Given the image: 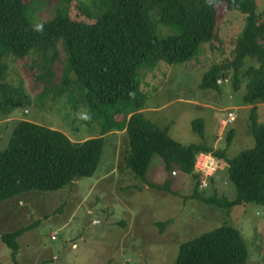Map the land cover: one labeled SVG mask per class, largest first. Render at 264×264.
I'll return each mask as SVG.
<instances>
[{
	"label": "trees",
	"instance_id": "16d2710c",
	"mask_svg": "<svg viewBox=\"0 0 264 264\" xmlns=\"http://www.w3.org/2000/svg\"><path fill=\"white\" fill-rule=\"evenodd\" d=\"M221 3L245 14V27L236 40L234 59L224 66H212L201 87L219 89L218 78H228L233 71L236 89L241 86V75L248 77L244 102L262 103L264 11L258 12L257 0H61L55 15L36 25L25 0H0V120L19 116V106L32 104L24 85L9 80L8 57L23 59L34 50L46 58L37 76L42 89L37 101L66 97L73 105L77 98L75 109L85 105L86 117L101 127L99 136L72 143L62 133L34 121L19 122L0 151V204L27 191H56L80 177L92 176L106 134L125 130V167L147 185L149 165L159 155L169 172L177 168L192 176L193 198L230 209L251 203L264 206V121L258 123L252 117L255 145L229 158L234 129L226 132L222 148L207 143L185 145L143 111L147 101L138 79L140 70L153 71L161 60L168 64L192 60L202 45L217 37ZM248 58L258 64L241 72ZM78 94L83 97L81 104ZM192 127L205 137L203 119L194 120ZM201 152L226 161L227 179L236 189L233 199L200 191L194 165ZM169 184L149 186L172 192ZM166 224H158L161 231ZM29 229L2 234L14 258L19 236ZM248 259V244L240 230L224 224L183 242L175 264H246Z\"/></svg>",
	"mask_w": 264,
	"mask_h": 264
},
{
	"label": "rangeland",
	"instance_id": "374dc122",
	"mask_svg": "<svg viewBox=\"0 0 264 264\" xmlns=\"http://www.w3.org/2000/svg\"><path fill=\"white\" fill-rule=\"evenodd\" d=\"M25 2L35 25L53 17L61 4V0ZM221 4L217 37L202 45L198 55L179 64L161 60L153 71L141 69L138 79L146 94L145 107L151 108L144 110L148 119L168 127L170 136L185 145L207 143L214 149L222 148L226 132L234 129L235 136L227 150V156L234 158L255 145L252 117L258 123L264 121V104L248 106L244 102L248 77L241 75V86L236 89L233 71L219 89L201 87L212 66H224L234 59L236 40L245 27V14ZM257 5L258 12L264 11V0H257ZM59 47L65 61L62 41ZM42 54L33 50L23 59L8 57L9 80L15 85L23 84L33 101L16 109H22L19 116L0 120V151L6 148L14 126L23 120L56 130L72 143L99 136L100 124L86 117L89 111L85 105L75 109L77 98L73 105L66 97L37 101L36 96L42 92L37 76L46 60ZM257 64L248 58L241 72ZM82 99L79 96L80 104ZM229 111H234L235 121L225 127L223 121ZM196 119L204 120L205 137L193 129ZM127 147L125 130L110 132L92 176L80 177L56 191H27L1 203L0 263L175 264L183 242L226 224L244 236L249 249L246 264H264V206L251 203L230 209L193 198L192 176L177 168L169 172L159 155L149 165L148 184L165 186L170 182L172 192L153 188L125 167ZM227 168L218 173L204 195L215 191L220 198L235 197ZM160 222H168L162 231ZM26 226L31 229L18 238L17 263L1 236ZM55 231L57 237L53 240Z\"/></svg>",
	"mask_w": 264,
	"mask_h": 264
},
{
	"label": "built area",
	"instance_id": "2783aa9c",
	"mask_svg": "<svg viewBox=\"0 0 264 264\" xmlns=\"http://www.w3.org/2000/svg\"><path fill=\"white\" fill-rule=\"evenodd\" d=\"M227 79L220 77L218 78L217 82L219 84L225 82ZM233 121H235V113L234 111H229L228 116L223 121V125L225 127L229 126ZM222 161H225L221 158H218L213 153H204L201 152L197 155L195 160L194 169L195 172L200 175V191L206 190L208 187L211 186L215 177L220 173L222 170L228 167V164L225 162L222 164ZM227 165V167H226ZM57 237L56 231L53 232L51 238L54 240Z\"/></svg>",
	"mask_w": 264,
	"mask_h": 264
},
{
	"label": "crops",
	"instance_id": "0c3cea01",
	"mask_svg": "<svg viewBox=\"0 0 264 264\" xmlns=\"http://www.w3.org/2000/svg\"><path fill=\"white\" fill-rule=\"evenodd\" d=\"M260 104H264V102H262V103H260ZM248 106H251V105H248ZM147 109H151V108H149V107H145L144 109H143V111L144 110H147ZM144 112H146V111H144ZM10 119H12V118H7V119H4V121H7V120H10ZM3 203V202H2Z\"/></svg>",
	"mask_w": 264,
	"mask_h": 264
},
{
	"label": "clouds",
	"instance_id": "9594fccd",
	"mask_svg": "<svg viewBox=\"0 0 264 264\" xmlns=\"http://www.w3.org/2000/svg\"><path fill=\"white\" fill-rule=\"evenodd\" d=\"M219 78H220V77H219ZM223 78H224V77H223ZM225 79H227V78H225ZM228 79H229V77H228ZM226 82H227V80H226L225 82H223V83H226ZM217 83H218V82H217ZM223 83H221V84L218 83V84H219V85H222Z\"/></svg>",
	"mask_w": 264,
	"mask_h": 264
},
{
	"label": "water",
	"instance_id": "95a60500",
	"mask_svg": "<svg viewBox=\"0 0 264 264\" xmlns=\"http://www.w3.org/2000/svg\"><path fill=\"white\" fill-rule=\"evenodd\" d=\"M75 181H77V179Z\"/></svg>",
	"mask_w": 264,
	"mask_h": 264
}]
</instances>
